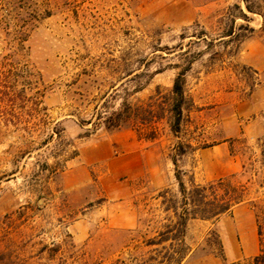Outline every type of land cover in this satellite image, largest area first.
<instances>
[{
	"label": "rangeland",
	"instance_id": "1",
	"mask_svg": "<svg viewBox=\"0 0 264 264\" xmlns=\"http://www.w3.org/2000/svg\"><path fill=\"white\" fill-rule=\"evenodd\" d=\"M179 1L0 0V74L8 86L0 85V111L7 110L0 113V264H165L161 246L145 243L171 214L157 193L177 190L170 160L177 142L197 148L177 163L197 183L231 177L245 188L232 214L188 221L180 264L238 254L235 218L254 223L245 246L252 241L257 252L264 0H255L259 13L243 0H195L202 12L187 24H177L187 16ZM229 27L233 42H218ZM201 32L206 42L196 38ZM187 62L177 138L166 113L153 126L104 129L103 117L123 102L145 107L157 95L163 105L173 67ZM19 91L23 101L12 96ZM131 207L133 228L108 223L126 221Z\"/></svg>",
	"mask_w": 264,
	"mask_h": 264
},
{
	"label": "trees",
	"instance_id": "2",
	"mask_svg": "<svg viewBox=\"0 0 264 264\" xmlns=\"http://www.w3.org/2000/svg\"><path fill=\"white\" fill-rule=\"evenodd\" d=\"M243 3L246 11L249 13H259L262 10V5L255 0L254 5L250 0H243ZM234 7L239 10L240 16L245 18V14L240 7L238 5ZM204 36L201 32L196 35V38L206 42ZM234 39L235 33L233 28L229 27L222 32V35L218 38V42L228 44L233 42ZM211 43V41L208 42V44ZM237 51V48H233L231 53L234 54ZM181 54L187 55L185 51ZM190 64V62H187L185 66L175 65L173 67L179 71L172 81L163 105L157 101V95L150 96V102L145 107L123 102L117 110L103 117L104 129H118L122 126H153L166 113L169 131L172 136L177 138V135L181 131L183 110L187 102L185 96V75L190 68ZM3 75L1 76L0 74V85L8 87L5 85L7 83L6 76ZM12 96L18 100L22 99L21 101L24 99V95L20 91ZM6 112V108H2L0 111V113ZM156 134V128L152 127L151 138L154 139ZM196 149L190 143H176L170 160L174 166L173 177L177 185V190L175 194H171L169 190H163L157 193V198L161 199L160 205L162 206L163 212H171V214L164 218L165 223L159 230L155 231V236L147 240L145 245L161 246V249L165 251L162 256L165 264H180L186 256V247H184L183 238L188 221L217 222L220 218L232 214L233 209L245 198V188L242 185L235 184L231 177H220L201 184L195 181L192 174L186 175V171L179 169L177 164L179 159L187 154L194 153ZM53 158H56L55 164H58L57 157ZM184 176H187L186 180H184ZM166 196L169 197L166 199ZM178 198L180 199L178 200ZM252 206L254 207V205ZM259 210L258 214H255L256 236L258 240L257 253L251 258H242L227 264H264V206L259 207ZM164 243H168L167 247L162 246ZM219 257L222 261H225L223 254Z\"/></svg>",
	"mask_w": 264,
	"mask_h": 264
},
{
	"label": "crops",
	"instance_id": "3",
	"mask_svg": "<svg viewBox=\"0 0 264 264\" xmlns=\"http://www.w3.org/2000/svg\"><path fill=\"white\" fill-rule=\"evenodd\" d=\"M171 0H160V3L165 6H168L167 2H170ZM184 12H186L187 16L185 19L182 21H179L177 24H187L196 19V17L199 15L200 12H202L203 4H197L195 0H180L178 2ZM175 24V23H172ZM137 179L139 177H136ZM149 183H153V180L149 181ZM157 188H162L161 184H156L155 185ZM134 194L133 190L131 192H128V195L131 196ZM128 219L126 221H120L116 222L112 218L108 221V223L111 226L117 227V228H133L134 225L136 224V213L132 207L128 210ZM256 228V227H255ZM233 233L237 234L240 242H241V250L238 254H234L233 257L230 258H225V261H222L221 259H218L216 257H211V256H206L203 257L200 261L197 262V264H227L231 262L238 261L242 258H251L253 257L256 253L254 252V246L252 241H250V245L245 246V241L248 238V235L253 234L254 232V223L250 222V224L245 225L244 222L241 219L235 218L233 221V228H232ZM229 234V233H228ZM231 235V233L229 234ZM247 247V250L245 248ZM258 250V249H257Z\"/></svg>",
	"mask_w": 264,
	"mask_h": 264
}]
</instances>
